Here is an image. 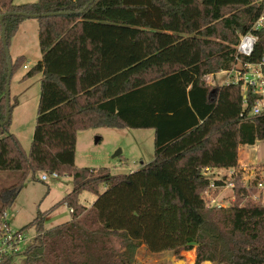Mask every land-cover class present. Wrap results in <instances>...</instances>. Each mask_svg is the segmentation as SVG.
Instances as JSON below:
<instances>
[{
  "label": "trees",
  "instance_id": "trees-1",
  "mask_svg": "<svg viewBox=\"0 0 264 264\" xmlns=\"http://www.w3.org/2000/svg\"><path fill=\"white\" fill-rule=\"evenodd\" d=\"M13 1L0 0L7 46L28 19L8 14H64L36 19L41 59L26 77L42 79L29 154L8 131L10 115L0 126V173L18 175L0 191V218L29 175H67L73 185L58 203L71 220L46 230L38 213L21 264H135L142 246L153 254L195 249V264H264L255 186L239 175L230 207L203 199L212 183L224 186L204 170L236 168L239 147L264 140V114L250 116L256 96L247 92L244 104L240 85L202 81L231 69L242 35L258 41L240 62L262 60L264 0ZM21 63L11 62V75ZM7 72L0 37V122ZM99 127L153 130V161L127 175L77 168V133ZM82 192L96 197L91 207L79 203Z\"/></svg>",
  "mask_w": 264,
  "mask_h": 264
},
{
  "label": "rangeland",
  "instance_id": "rangeland-1",
  "mask_svg": "<svg viewBox=\"0 0 264 264\" xmlns=\"http://www.w3.org/2000/svg\"><path fill=\"white\" fill-rule=\"evenodd\" d=\"M36 1L14 0L13 2L15 5H21ZM224 35L227 36V32H224ZM8 52L12 63L22 57L20 67L13 70L9 82L11 113L8 131L17 138L23 151L28 155L39 102L40 74L37 73L32 77H26V74L33 69L41 55L37 29H30L25 34L21 30L10 40ZM23 66L27 69H23ZM202 81L213 89L225 85L227 80L225 75L218 73L204 76ZM153 139V130L99 127L79 131L76 136L75 166L95 170L107 169L112 175H127L153 161ZM249 158L253 159L255 164L247 166L249 167L246 168L247 170L264 167V140L257 141L246 149L242 147L238 149V160H246L244 163H248ZM213 172L212 170L205 176L213 182L223 179L224 187H219L215 191L210 190V196L203 195V199L207 206H215L211 202V199H215L218 204L223 205L222 208L230 207L234 201L233 188L229 186L233 184V177L229 178L225 172L217 174ZM42 175H46L48 179L41 181ZM244 179L248 178L244 177ZM17 180L16 173L1 172L0 191L15 184ZM72 187V179L67 175H58L57 178L50 177L48 173H36L34 178L29 175L14 203L5 211L9 228L13 231L25 229L24 231L33 239L36 232L30 224L38 213L44 216L46 230L70 221L72 215L69 209L65 205L58 206V203L72 190ZM104 191V186H100L99 192ZM95 198L89 192H82L79 195V203L89 208ZM244 204L243 201L240 205ZM135 264H195V249L182 251L177 255L167 252L153 254L142 246L135 255Z\"/></svg>",
  "mask_w": 264,
  "mask_h": 264
},
{
  "label": "built area",
  "instance_id": "built-area-1",
  "mask_svg": "<svg viewBox=\"0 0 264 264\" xmlns=\"http://www.w3.org/2000/svg\"><path fill=\"white\" fill-rule=\"evenodd\" d=\"M263 18H260L259 21L254 25V30H258L262 27ZM251 34V33H248ZM242 35L239 39V42L236 46V58L235 64L231 67L230 70L221 72L226 77L225 85H240L243 103H246L247 92H250L252 95L256 96V100L250 109V116L257 117L264 114V56L258 64H242L239 60L240 56L249 57L253 48L250 50V55L248 45L250 41L246 39L247 35ZM254 36L253 34H251ZM1 37V31H0ZM256 43L255 42H252ZM23 69H27L26 66H23ZM259 166V165H258ZM238 167V166H237ZM236 167V168H237ZM227 169L225 173L229 178L240 175L241 182L244 187L255 186L257 193L251 198L255 201L260 202L264 205V167L260 169L249 168L247 166L241 167L239 169ZM209 169L204 170L206 175ZM50 177L57 178L56 173H48ZM244 177L248 179L245 180ZM48 177L46 175L41 176V181H46ZM223 182V179L221 180ZM233 188V184L229 185ZM228 186V187H229ZM224 187V186H223ZM217 187L214 183L210 185V188L205 192V196H209L210 190H216ZM248 199V196H244V202ZM216 207H222V205L215 203L212 200ZM32 237L29 236L24 230L13 231L9 228L5 212L0 218V261L4 259L11 258L12 264H21L24 258V253L26 246L31 242Z\"/></svg>",
  "mask_w": 264,
  "mask_h": 264
},
{
  "label": "water",
  "instance_id": "water-1",
  "mask_svg": "<svg viewBox=\"0 0 264 264\" xmlns=\"http://www.w3.org/2000/svg\"><path fill=\"white\" fill-rule=\"evenodd\" d=\"M94 0H90L86 7L87 8ZM59 14H64L62 13H50V14H42V15H28L26 13H10L8 15L12 16V15H16V16H22V17H26L28 19H38V18H43V17H48V16H55V15H59ZM4 16H0V25H1V42H2V46H3V52H4V56L7 60V66H8V72H7V79H6V85H5V103H6V115H5V120L3 122H0V126L3 127L9 120V115H10V99H9V82H10V76H11V60L9 58V52H8V46L6 43V37H5V29L3 27L2 21Z\"/></svg>",
  "mask_w": 264,
  "mask_h": 264
},
{
  "label": "crops",
  "instance_id": "crops-1",
  "mask_svg": "<svg viewBox=\"0 0 264 264\" xmlns=\"http://www.w3.org/2000/svg\"><path fill=\"white\" fill-rule=\"evenodd\" d=\"M37 29V31H38V23H37V21L36 20H32V19H27V20H24L20 25H19V27H18V30H17V32H16V34H15V36L14 37H16L20 32H21V30H23V32H24V34L27 32V31H29L30 29ZM13 37V38H14ZM12 38V39H13ZM41 59V55H40V58L37 60V62L39 61ZM36 62V63H37ZM41 79H42V76H41V74H40V81H41ZM243 149H246L248 146H241ZM241 147H239V148H241ZM246 160H238V167L236 168V169H239V168H241V166H253V164H255L254 162H253V159H251V158H249V160H247L248 161V163H244ZM209 172L207 173V174H210L211 172H212V170H208ZM214 172L213 173H215V174H217V173H219V172H225V171H227V169H215V170H213ZM212 173V174H213ZM213 191H215V190H213ZM211 193V192H210ZM209 196H210V194H209ZM96 199V198H95ZM212 200L213 201H215L216 203H218L215 199H211V202H212ZM220 203V202H219ZM221 205V204H220ZM223 206V205H222ZM193 259V257L191 256V260ZM204 264H211V263H208V262H206V263H204Z\"/></svg>",
  "mask_w": 264,
  "mask_h": 264
},
{
  "label": "clouds",
  "instance_id": "clouds-1",
  "mask_svg": "<svg viewBox=\"0 0 264 264\" xmlns=\"http://www.w3.org/2000/svg\"><path fill=\"white\" fill-rule=\"evenodd\" d=\"M246 39L250 41V44L248 45L249 52L247 53L250 55V50L254 47V43H252V42L258 41V37H255V36H252L251 34H248Z\"/></svg>",
  "mask_w": 264,
  "mask_h": 264
}]
</instances>
